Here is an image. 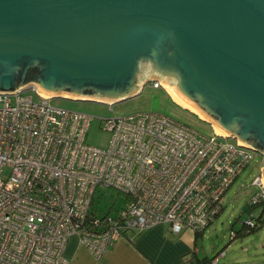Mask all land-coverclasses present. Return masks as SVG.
Here are the masks:
<instances>
[{
    "label": "built area",
    "instance_id": "obj_1",
    "mask_svg": "<svg viewBox=\"0 0 264 264\" xmlns=\"http://www.w3.org/2000/svg\"><path fill=\"white\" fill-rule=\"evenodd\" d=\"M53 97L35 84L0 91V264H68L63 250L73 234L99 257L118 236L156 223L174 234L202 231L255 152L211 123L206 135L155 111L104 117L109 143L90 145L92 115L51 105ZM260 177L251 181L257 188L248 203L263 207ZM105 188L123 194L122 204L113 214L94 215V195ZM241 224L248 230L254 216ZM222 253L207 264H217ZM190 255L179 264H193Z\"/></svg>",
    "mask_w": 264,
    "mask_h": 264
},
{
    "label": "water",
    "instance_id": "obj_2",
    "mask_svg": "<svg viewBox=\"0 0 264 264\" xmlns=\"http://www.w3.org/2000/svg\"><path fill=\"white\" fill-rule=\"evenodd\" d=\"M152 80L264 157V0H0V91L116 102Z\"/></svg>",
    "mask_w": 264,
    "mask_h": 264
},
{
    "label": "rangeland",
    "instance_id": "obj_3",
    "mask_svg": "<svg viewBox=\"0 0 264 264\" xmlns=\"http://www.w3.org/2000/svg\"><path fill=\"white\" fill-rule=\"evenodd\" d=\"M50 103L54 106L92 115L85 134V142L99 147L107 146L111 136L110 132L102 126L104 117L122 116L139 111H155L166 114L187 123L206 135H211L213 132L210 127L211 124L200 120L199 116L182 107L171 96L165 86L153 88L150 81L146 82L136 95L114 102L112 109H109L108 104L104 102L70 99L62 96L51 98ZM228 140L234 142L235 139L228 137ZM261 161L262 156L254 152L249 164L225 191L221 198L222 210L213 222L205 228L203 235L198 238L197 245L200 249L203 248L211 252L216 246L214 244L220 245L218 241L223 240L227 244L232 243L234 239H229L231 231L239 229L241 221L250 214L255 217L260 213L262 206L259 204L253 206L250 212L243 211L242 208L249 202L251 194L257 188L251 181L261 171ZM94 198L98 213H104L109 210L108 212L113 214L115 209L121 206L123 194L114 188H105V192L101 196L96 193ZM256 232L245 234V237H254ZM240 240L237 239L233 243L235 251L237 250L239 253H246V256H251L253 246L247 240L242 243ZM224 261L225 257L221 256L219 264Z\"/></svg>",
    "mask_w": 264,
    "mask_h": 264
},
{
    "label": "crops",
    "instance_id": "obj_4",
    "mask_svg": "<svg viewBox=\"0 0 264 264\" xmlns=\"http://www.w3.org/2000/svg\"><path fill=\"white\" fill-rule=\"evenodd\" d=\"M130 234L131 236H118L99 257L94 256L79 237L73 234L68 237L63 253L68 258V264H179L182 257L189 253L192 259H209L222 250L221 256L225 257L222 264H264V221L254 237L243 235L228 244L223 240L218 241L220 245L214 244L218 248L214 247L211 252L199 248L198 240L194 241V233L191 230L184 229L174 234L169 231L166 223H156ZM237 239H241V243L244 240L250 242L253 246L251 256L235 251L233 243Z\"/></svg>",
    "mask_w": 264,
    "mask_h": 264
},
{
    "label": "trees",
    "instance_id": "obj_5",
    "mask_svg": "<svg viewBox=\"0 0 264 264\" xmlns=\"http://www.w3.org/2000/svg\"><path fill=\"white\" fill-rule=\"evenodd\" d=\"M36 72V69L33 67V68H31V69H29V71L27 72V78H32L33 77V75H34V73ZM188 110V109H187ZM191 112V111H190ZM193 113V112H192ZM193 114H195V113H193ZM196 115V114H195ZM197 116V115H196ZM199 119L200 120H202V121H204V122H206V123H209L208 121H205V120H203V119H201L200 117H199ZM210 124V123H209ZM211 127V126H210ZM211 129H212V127H211ZM253 206H255V204H249V203H247L246 205H245V209H242L243 211H248V212H250L251 210H252V208H253ZM221 210H222V207H221ZM220 210V211H221ZM97 211V209H95V208H91L90 209V212L91 213H93L94 215H95V213H97L96 212ZM220 213V212H219ZM255 218V224L252 226V227H250L248 230H246V227H245V225H243V224H241V227L239 228V229H237V230H232L231 232H233V234L230 236V240H232V239H234V238H236V237H240V236H242V235H245V234H248V233H253V232H255V231H257V230H259L260 228H261V226H262V224H263V221H264V206L262 207V209H261V211H260V213L257 215V216H255L254 217ZM204 231V229L202 230V231H195V232H193L194 233V241L196 242L197 240H198V238L202 235V232ZM220 251H222V250H220ZM191 260H192V263L193 264H207L208 263V261H209V259L207 258V257H203V258H201V259H192L191 258Z\"/></svg>",
    "mask_w": 264,
    "mask_h": 264
},
{
    "label": "bare ground",
    "instance_id": "obj_6",
    "mask_svg": "<svg viewBox=\"0 0 264 264\" xmlns=\"http://www.w3.org/2000/svg\"><path fill=\"white\" fill-rule=\"evenodd\" d=\"M163 86L166 87V85L163 83ZM167 88V87H166ZM167 90L169 91V93L171 94V96L184 108L190 110L191 112L195 113L197 116H199L201 119L208 121L207 119H205L204 117H202L200 114H198L196 111H194L192 108H190L189 106H187L185 103H183L180 99H178L168 88ZM44 95H47L45 93H43ZM53 95V94H50ZM65 96V95H63ZM65 97H71V98H78V97H73V96H65ZM210 122V121H209ZM213 126V125H212ZM214 130L218 133H222V134H226L224 132H222L221 130L217 129L215 126H213Z\"/></svg>",
    "mask_w": 264,
    "mask_h": 264
}]
</instances>
